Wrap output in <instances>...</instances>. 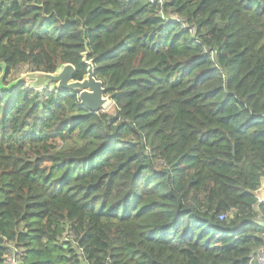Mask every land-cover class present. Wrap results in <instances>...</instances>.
Returning <instances> with one entry per match:
<instances>
[{"label":"trees","instance_id":"1","mask_svg":"<svg viewBox=\"0 0 264 264\" xmlns=\"http://www.w3.org/2000/svg\"><path fill=\"white\" fill-rule=\"evenodd\" d=\"M0 0V264H248L264 243V0ZM224 216L219 219V216Z\"/></svg>","mask_w":264,"mask_h":264},{"label":"water","instance_id":"2","mask_svg":"<svg viewBox=\"0 0 264 264\" xmlns=\"http://www.w3.org/2000/svg\"><path fill=\"white\" fill-rule=\"evenodd\" d=\"M89 51L86 48L82 52V63L86 66V72L81 79H76V68L70 63H63L53 72L29 70L20 74L14 80L3 84L6 68L0 64V91L9 92L21 83L27 81L53 83L55 88L62 92L77 94L80 105L92 113L104 109L112 101L110 95L105 93V87L101 80L94 75L93 60L88 59Z\"/></svg>","mask_w":264,"mask_h":264},{"label":"built area","instance_id":"3","mask_svg":"<svg viewBox=\"0 0 264 264\" xmlns=\"http://www.w3.org/2000/svg\"><path fill=\"white\" fill-rule=\"evenodd\" d=\"M164 0H148L151 4H156L159 6V16L164 19L165 21H174L179 23L182 27L187 28L189 31H192V27H190L182 17L178 16L177 14L173 13H165L161 9ZM264 186V174L260 177V186L257 190L254 191V194L257 196V203L263 200V196L260 194V187ZM224 216L220 215L219 219H222ZM18 257L19 254L11 248L5 257V264H18ZM248 264H264V243L259 248L255 249L253 253L249 256Z\"/></svg>","mask_w":264,"mask_h":264},{"label":"rangeland","instance_id":"4","mask_svg":"<svg viewBox=\"0 0 264 264\" xmlns=\"http://www.w3.org/2000/svg\"><path fill=\"white\" fill-rule=\"evenodd\" d=\"M28 71L29 70L27 68H22L21 71L17 73V75L13 76L14 78H11V80H14L20 74H24L25 72H28ZM25 84H26L27 87H30V88H32L34 90H40L42 88H49V89L55 88V84H53V83L27 81V82H25ZM114 110H115L114 109V104H113L112 101L104 109H102V111L109 112L110 114H113L115 112Z\"/></svg>","mask_w":264,"mask_h":264},{"label":"crops","instance_id":"5","mask_svg":"<svg viewBox=\"0 0 264 264\" xmlns=\"http://www.w3.org/2000/svg\"><path fill=\"white\" fill-rule=\"evenodd\" d=\"M260 194H261V196H263V199H264V186H261L260 187Z\"/></svg>","mask_w":264,"mask_h":264}]
</instances>
